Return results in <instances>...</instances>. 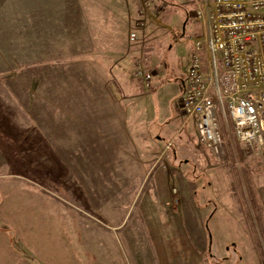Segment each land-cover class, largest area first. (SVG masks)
I'll list each match as a JSON object with an SVG mask.
<instances>
[{
    "label": "rangeland",
    "instance_id": "1",
    "mask_svg": "<svg viewBox=\"0 0 264 264\" xmlns=\"http://www.w3.org/2000/svg\"><path fill=\"white\" fill-rule=\"evenodd\" d=\"M123 1L121 18L94 9L74 28L105 31L88 34L113 47L103 63L0 65V264H263L264 216L260 227L245 186L239 204L230 196L238 174L222 163L226 141L237 170L239 146L252 151L264 212L259 150L233 141L227 114L215 157L176 94L199 0ZM111 21L117 34H107Z\"/></svg>",
    "mask_w": 264,
    "mask_h": 264
},
{
    "label": "built area",
    "instance_id": "2",
    "mask_svg": "<svg viewBox=\"0 0 264 264\" xmlns=\"http://www.w3.org/2000/svg\"><path fill=\"white\" fill-rule=\"evenodd\" d=\"M192 16L199 27L181 78L180 107L217 158L228 114L234 135L259 150L264 168V0H199ZM136 75L152 76L140 67Z\"/></svg>",
    "mask_w": 264,
    "mask_h": 264
},
{
    "label": "crops",
    "instance_id": "3",
    "mask_svg": "<svg viewBox=\"0 0 264 264\" xmlns=\"http://www.w3.org/2000/svg\"><path fill=\"white\" fill-rule=\"evenodd\" d=\"M118 1L120 3L125 2L123 0H0V65L36 67L74 66L82 64L71 61L84 59L85 55L89 59L98 56L100 63H103L108 57V47H110V50L113 47L109 45L110 42L107 38H104V42L100 41L98 43L97 38L95 40L90 35L105 33V31H96L90 28L85 32L83 30H74V28H77V26L79 28L87 27L85 14L94 9L97 14L103 12L107 14L108 9L111 8V12L115 14V17L119 16L121 18L123 15L122 7L116 5ZM159 1L161 4L164 2L165 5L174 2V0ZM76 3L87 4L84 5V10L80 5L77 7L78 12H80L78 16L75 8ZM116 23V21H111V26L106 27L109 29L107 34L113 35L118 33ZM86 34L90 35L87 38L81 37ZM113 41L114 38L112 37V46ZM77 42L84 44V48L80 47V51L83 49V53L80 52L78 55L75 54V46H72ZM94 42H97L98 45L93 46L95 45ZM103 43L105 46L101 48L99 44ZM60 44H67L68 46L61 49ZM60 50H63V52ZM95 51L98 52V55ZM189 51L187 53V63ZM86 52H89V54H86ZM91 52L95 53L92 55ZM101 52L104 53L101 54ZM183 72L184 69L181 71V76ZM181 76L178 77V82L176 83L178 99L182 90ZM173 113H175V110L174 112L170 110L168 118H171ZM177 114H179L178 111ZM221 123L224 124L222 121ZM138 139L137 137L135 138V140ZM158 175H160V172L157 174V177ZM232 182L234 180L229 182V189ZM242 189L243 187H241V191ZM261 203L264 206V203Z\"/></svg>",
    "mask_w": 264,
    "mask_h": 264
},
{
    "label": "trees",
    "instance_id": "4",
    "mask_svg": "<svg viewBox=\"0 0 264 264\" xmlns=\"http://www.w3.org/2000/svg\"><path fill=\"white\" fill-rule=\"evenodd\" d=\"M220 127H221V134L223 138H225L227 135L226 130H224L225 127L223 126L222 123ZM232 138L234 142L237 140L236 136H233ZM230 143L231 142L226 141L225 154L222 158L223 159L222 163L225 164L226 166H229L231 171H235L238 174V177L234 180V182L231 183L230 196H232L235 199V201L238 202L239 204L241 202V198L239 197L238 193L241 191V187L245 186L248 199L250 200V204L253 208V214L255 218L254 220L261 227L263 224L262 220H263L264 212H263V208L260 205L259 200L256 195V187L252 181V177H251L252 167H250V164L246 160V157L249 156L252 153V151L244 148L243 146H239L238 153L240 155V162L242 164L240 165V168L237 170L236 164H235L236 160L234 159V155H233V151H232ZM50 182L53 186H56L57 188H59L61 192H63V194H67L66 192L64 193L61 185L54 182L52 179L50 180ZM65 196L66 198H71L68 194ZM260 238L262 239L263 247H264V228L263 227H261L260 229ZM262 263L264 264V260L262 261Z\"/></svg>",
    "mask_w": 264,
    "mask_h": 264
}]
</instances>
